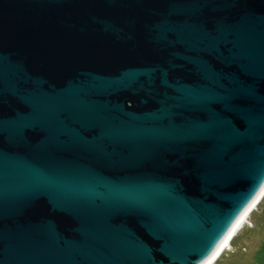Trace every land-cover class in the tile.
<instances>
[{"label": "water", "instance_id": "95a60500", "mask_svg": "<svg viewBox=\"0 0 264 264\" xmlns=\"http://www.w3.org/2000/svg\"><path fill=\"white\" fill-rule=\"evenodd\" d=\"M263 186L264 0H0V264H205Z\"/></svg>", "mask_w": 264, "mask_h": 264}, {"label": "rangeland", "instance_id": "374dc122", "mask_svg": "<svg viewBox=\"0 0 264 264\" xmlns=\"http://www.w3.org/2000/svg\"><path fill=\"white\" fill-rule=\"evenodd\" d=\"M212 264H264V196Z\"/></svg>", "mask_w": 264, "mask_h": 264}, {"label": "bare ground", "instance_id": "6f19581e", "mask_svg": "<svg viewBox=\"0 0 264 264\" xmlns=\"http://www.w3.org/2000/svg\"><path fill=\"white\" fill-rule=\"evenodd\" d=\"M264 192V186L262 187L261 191L259 192V194L257 195V197L255 198V200L243 211V213L240 215V217L237 219V221L234 223V225L232 226V228L230 229L229 233L224 237V239L219 243V245L217 246V248L215 249V251L211 254L210 258L206 261L205 264H212L213 260L220 255L224 249H228L230 246V241L232 239V236H234L237 232V229L239 230L241 228V226L245 223L244 219L247 218V216L256 208L257 205H255L254 209H252L251 212H249L247 214V212L250 210V208H252V206L254 205L255 202L258 201L259 197L263 194ZM262 199V198H261ZM260 199V200H261ZM260 202V201H259ZM258 202V203H259ZM247 214V215H246ZM235 230V231H234ZM235 234H234V233ZM231 237V238H230Z\"/></svg>", "mask_w": 264, "mask_h": 264}]
</instances>
